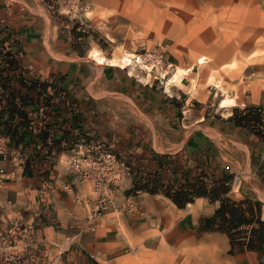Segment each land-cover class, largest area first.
<instances>
[{"label": "crops", "instance_id": "crops-1", "mask_svg": "<svg viewBox=\"0 0 264 264\" xmlns=\"http://www.w3.org/2000/svg\"><path fill=\"white\" fill-rule=\"evenodd\" d=\"M0 29L13 56L0 71V131L10 132V143L25 147L29 157L23 168L5 166L10 173L0 184V228L13 218L36 223L8 246L11 251L26 264H86L88 253L100 264L98 257L160 239L154 231L171 226L170 236L180 242L203 245L201 259L187 258L191 264H213L216 242L228 264H264V250L231 251L226 231L204 228L220 198L198 196L180 216L184 207L164 192L138 188L147 177L138 182L134 170L115 188V201L93 216L92 183L78 182L69 164L72 141L95 139L122 150L130 162L151 163L154 175L164 178L167 171L178 176L187 169L192 179L205 172L210 187L225 183L223 196L260 204L264 219V114L251 115L249 123L238 119L264 106V86L222 105L227 93L218 85L193 91L194 65L179 80L170 81L172 70L160 82L135 67L80 56L74 29H60L45 0H0ZM164 60L172 61L165 54ZM129 195L134 209L126 205ZM0 248L10 264L1 241Z\"/></svg>", "mask_w": 264, "mask_h": 264}, {"label": "rangeland", "instance_id": "rangeland-1", "mask_svg": "<svg viewBox=\"0 0 264 264\" xmlns=\"http://www.w3.org/2000/svg\"><path fill=\"white\" fill-rule=\"evenodd\" d=\"M45 1L60 29H74V43L80 56L90 54L97 60L99 56L119 60L125 54L155 50L164 53L174 62L171 68L165 65L163 68L169 72L177 70V80L184 75H180V68L195 66L198 77L193 91L197 89L196 86L204 87L213 83L226 91L227 97L223 100H233V103L240 97L242 99L246 89L257 93L264 86V0ZM159 3L160 8L166 11L158 10L150 14L146 9V6L154 7ZM184 18L188 22H195V31H201L198 39L208 35L209 41L203 42L201 46L189 44L184 39L190 30L188 22L182 24L181 19ZM183 28L185 34L178 35L176 30ZM203 56L205 58L199 62ZM158 71L161 69L158 68ZM211 77L214 78L212 81ZM252 79L258 80L257 85H252ZM231 92H235L236 96L230 97ZM121 151L115 152L131 165V170L137 171L135 177L138 182H142L144 177L153 178L156 172L151 163L130 162L126 153ZM186 178L194 180L190 170H182L178 176L167 171L165 188L173 184H185ZM190 208L187 204L179 210L180 216ZM171 228L167 226L164 231H154V234L160 235V239L146 242L140 240L118 255L98 257L100 264H191L188 257L201 259L203 245L199 241L180 242L178 237L170 236ZM4 229L6 227L0 228L2 231ZM186 233L183 231L181 234ZM188 233L195 234L194 237L199 240L195 231L190 230ZM211 247L213 264H228L220 254V244L216 242ZM195 252L198 256H194ZM94 260L95 256L90 253L86 255V264H92ZM0 264H4L1 256Z\"/></svg>", "mask_w": 264, "mask_h": 264}, {"label": "built area", "instance_id": "built-area-1", "mask_svg": "<svg viewBox=\"0 0 264 264\" xmlns=\"http://www.w3.org/2000/svg\"><path fill=\"white\" fill-rule=\"evenodd\" d=\"M9 38V35L2 36L0 29V71L2 67L9 68L12 65L13 56L9 50ZM128 60L123 66L130 67L133 65V67H137L146 75H151L160 82L168 74V70L164 71V65L168 69L174 66V62L164 60V53H158L155 50L133 52ZM158 68L161 71H158ZM258 110L264 114V106H258ZM10 142V132L7 130L0 131V184L9 177L10 172L6 170V164L12 163L15 167L23 168L29 158L25 147L12 145ZM72 142L71 170L78 182L89 181L92 183L96 194L93 198L92 215H99L115 201V188L120 186L125 176L133 174L134 169L131 170V165L126 160L119 158L112 148L103 146L101 142L95 139L89 140L80 137ZM126 205L130 209L136 207L132 195L127 197ZM35 228V222H26L20 218H13L10 221L9 227L0 235L2 252L5 254L7 262L26 264L23 257L11 251L8 246L17 238L30 235Z\"/></svg>", "mask_w": 264, "mask_h": 264}, {"label": "trees", "instance_id": "trees-1", "mask_svg": "<svg viewBox=\"0 0 264 264\" xmlns=\"http://www.w3.org/2000/svg\"><path fill=\"white\" fill-rule=\"evenodd\" d=\"M253 112L254 114L240 115L238 119L249 123L251 119L259 118L261 115L258 106L252 108ZM251 115L254 118H251ZM193 179L186 178L185 184H173L165 188V178L156 174L153 178H145V181L138 188L153 193L164 192L180 207H185L198 196H209L212 199L220 198V207L213 216L206 218L204 228H219L226 231L231 239V251L237 246L240 249L264 250V219L260 216L261 205L250 199L237 201L231 197L223 196L222 193L227 190L225 183L221 182L219 185L210 187L208 175L205 172ZM218 218L219 221H217ZM244 225L248 227L244 228Z\"/></svg>", "mask_w": 264, "mask_h": 264}, {"label": "bare ground", "instance_id": "bare-ground-1", "mask_svg": "<svg viewBox=\"0 0 264 264\" xmlns=\"http://www.w3.org/2000/svg\"><path fill=\"white\" fill-rule=\"evenodd\" d=\"M146 9L148 10V12L150 13V14H152V13H156V12H158V10H160V11H162V12H164V11H166V10H164L163 8H160V3L159 4H156L154 7L153 6H146ZM182 20V24H184V23H187L188 21L184 18V19H181ZM189 23V26H188V28L190 29L189 30V32H187V34H186V37L184 38L189 44H197V46H201V44H204L203 42H208L209 41V37H208V35H206L205 37H204V39H201V38H199L198 39V36H200L199 35V33L201 32L200 30H196L195 31V29H194V24H195V22L194 21H189L188 22ZM176 32H178V35H183V34H185V32H186V30H185V28H183V30H176ZM206 34H208V33H206ZM204 40V41H203ZM197 49H201L200 47H197ZM196 49V50H197ZM130 56H132V55H130V54H125L123 57H121L119 60L118 59H116V58H112V59H106L104 56H99L98 57V62L99 61H108L109 63H112V64H122V62H124L125 63V61L126 60H128L129 58H130ZM205 57L203 56V57H201L200 59H199V62H202V60L204 59ZM129 61V60H128ZM127 61V62H128ZM126 62V63H127ZM131 68H133V66H131ZM191 67H189V68H187V69H182V68H180L179 70H180V75H182V73L183 74H185V73H187L188 71H189V69H190ZM202 68H200V70H201ZM178 70V71H179ZM178 73V72H177ZM177 77H178V74H176V76H175V80H173V79H171L170 81H177ZM214 78H210V81H212ZM261 83V82H260ZM231 104H233V100H224L223 102H222V105H231Z\"/></svg>", "mask_w": 264, "mask_h": 264}]
</instances>
